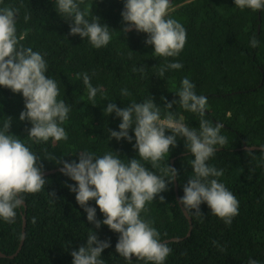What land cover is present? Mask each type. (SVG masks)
<instances>
[{"label": "trees", "instance_id": "16d2710c", "mask_svg": "<svg viewBox=\"0 0 264 264\" xmlns=\"http://www.w3.org/2000/svg\"><path fill=\"white\" fill-rule=\"evenodd\" d=\"M123 2L85 0L80 5L81 10L85 6L89 9L86 19L91 21L97 16L101 24L110 28L111 41L96 49L87 38L69 35L71 21L56 11V0H0V9L19 10L17 33H27L21 43L42 54L48 66L46 75L58 84L57 99L70 108L68 119L61 125L68 134L67 141L37 144L28 137L30 122L19 119L24 110L22 94L0 87V129L11 117L10 134L21 138L38 156L44 173L62 167L56 163L60 159L78 162L83 152L94 157L116 152L127 163L132 158L139 159L134 149V130H129L131 143L111 140L109 130L119 131L121 120L115 113L108 115L104 111L107 104L124 108L133 101L142 103L153 97L164 118L169 111L165 102L178 101L181 82L189 78L196 94L207 97L203 118L213 126L223 125L221 135L227 137L228 143L217 149L208 164L223 169V176L217 179L238 199L239 214L231 225H226L205 203L200 206L203 217L189 214L191 225L177 199L176 182L181 198L183 185L193 176L190 162L194 157L186 150L184 139L177 137V146L170 149L161 167L168 164L175 168L178 178L160 194L164 202L157 196L141 217L152 222L161 242L171 248L165 264H248L249 260L264 264V149H242L244 143L264 148V10L241 11L234 0H171L170 17L186 29L187 41L178 57L165 60L154 55L153 46L146 45L147 34L135 30L123 33ZM25 15L29 16L27 21ZM253 37L258 41L255 48L251 47ZM172 62L183 67L166 70L159 77V67ZM133 67H143V76L133 72ZM79 73H87L92 85L101 89L94 101L88 99L83 79H77ZM123 89L131 95L123 96ZM170 111L177 118L182 116L190 128L199 130V114L182 109L179 103ZM141 163L163 175L149 162ZM45 178L48 183L41 192L26 194L27 210L25 206L16 210L15 223L0 220V253L5 255L0 256V264H72L71 252L86 245L90 230L101 241L110 242L101 254L105 264H128L115 250L119 234L103 224L96 229L88 222L75 193L67 187L75 182L60 171ZM89 205L96 208V218L102 221L103 214L95 201ZM24 215V244L11 258L23 241ZM132 264L144 262L132 258Z\"/></svg>", "mask_w": 264, "mask_h": 264}, {"label": "clouds", "instance_id": "9594fccd", "mask_svg": "<svg viewBox=\"0 0 264 264\" xmlns=\"http://www.w3.org/2000/svg\"><path fill=\"white\" fill-rule=\"evenodd\" d=\"M85 0H56V11L69 21L71 36L87 38L96 49L106 47L112 39L107 24L93 16L91 21L87 6L81 10ZM241 11L250 9L253 12L264 10V0H234ZM171 0H124L122 21L126 25L123 33L135 30L147 34L146 45L154 47V55L167 58L178 57L187 41L186 29L176 19L170 17ZM18 9L4 7L0 9V87L10 89L13 94H22L24 110L19 115L20 121H28L29 139L35 143L67 141L68 134L63 125L68 119L69 106L58 100L60 94L57 82L46 75L47 63L41 53L25 47L21 41L26 32L18 35ZM29 19L28 15L24 17ZM258 46L255 37L251 47ZM183 65L179 62L165 63L159 67L158 75L163 77L166 70H179ZM143 76L145 69L133 67ZM83 79L88 99L95 100L99 87H94L87 73L77 74ZM123 96L131 95L123 89ZM179 100L165 102L168 109L161 118V108L154 103V98L135 101L129 106L119 108L115 103H108L104 111L120 118L119 131L109 130L110 138L116 141L132 142L129 130H134V149L138 157L125 163L119 153L112 152L102 157H94L90 152L78 155L79 160L68 162L57 160L60 172L75 182L67 185L75 193L76 202L87 214V220L96 229L101 224L118 233L116 252L128 264L132 257L144 264H165L171 248L161 242L160 233L152 222L141 217L147 212V205L157 196L164 202L161 193L169 190V185L178 178V172L168 164L161 167V162L169 156L170 149L175 148L177 137L184 139L186 150L194 159L191 160L193 176L183 185V196L179 204L187 214L203 217L201 205L207 204L211 213L226 225L239 214V201L217 178L223 176V169L210 166L208 161L214 157L217 149L228 143L227 137L221 135L222 124H213L204 119L207 108V97L197 95L195 85L185 77L177 93ZM164 98H162L163 100ZM201 117L199 130L190 128L184 118H177L170 111L174 104ZM12 118L7 117L0 129V220L15 223L18 208L25 204L26 194L35 195L41 192L48 181L45 178L42 161L33 153L25 142L10 134ZM170 132V135H166ZM219 146V147H218ZM49 159H55L49 157ZM141 161L149 162L152 168H159L163 175L148 170ZM55 196V193H52ZM95 201L102 221L96 218V208L89 205ZM195 210V212H193ZM35 223V218H33ZM216 244V241H213ZM110 247L109 241H101L89 231L86 245L72 251V264H105L102 252ZM248 264H258L249 260Z\"/></svg>", "mask_w": 264, "mask_h": 264}, {"label": "water", "instance_id": "95a60500", "mask_svg": "<svg viewBox=\"0 0 264 264\" xmlns=\"http://www.w3.org/2000/svg\"><path fill=\"white\" fill-rule=\"evenodd\" d=\"M242 149H244V150L254 151V150H262V149H264V148H262V147H256V146H254V147H248L247 144L244 143V146H243ZM59 169H60V168H59ZM59 169H55V170H52V171L45 172V173H44V174H45V177L48 176V175H51V174H53V173H56V172L60 171ZM176 193H177V199H178V201H179V199H180V195H179L178 183H177V182H176ZM24 206H25V209L27 210V204H26V202H25ZM181 207H182V209H183V206H182V205H181ZM183 211H184V210H183ZM184 213H185V212H184ZM185 215H186V217L189 219V221H190V223H191V225H192V218L190 217V215L187 214V213H185ZM25 229H26V215H24L23 241H22L21 246H20L19 250L17 251V253H16L14 256H11V258H14L16 255H18L19 252L21 251L22 247H23L24 240H25V237H26ZM192 229H193V227H191V231H192ZM191 231H190L189 235L191 234ZM172 240H173V241H180L181 239H172ZM165 242H169V241H165ZM0 256H1V257H5V255L2 254V253H0ZM132 258H135V257H132Z\"/></svg>", "mask_w": 264, "mask_h": 264}]
</instances>
